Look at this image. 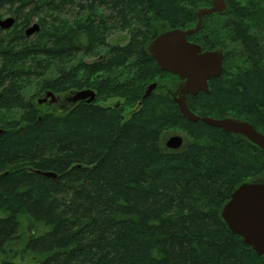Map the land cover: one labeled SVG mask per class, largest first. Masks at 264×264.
<instances>
[{"label":"trees","instance_id":"1","mask_svg":"<svg viewBox=\"0 0 264 264\" xmlns=\"http://www.w3.org/2000/svg\"><path fill=\"white\" fill-rule=\"evenodd\" d=\"M225 1L188 36L224 52L220 75L188 104L264 133V0ZM210 6L0 0V18L16 20L0 27V264H264L222 217L240 184L264 181V150L184 117L158 84L178 76L149 53L157 34L194 28ZM34 22L41 31L29 36ZM119 32L128 40L110 43ZM84 89L93 101L58 110L35 98ZM171 130L184 133L181 148L167 147Z\"/></svg>","mask_w":264,"mask_h":264},{"label":"water","instance_id":"2","mask_svg":"<svg viewBox=\"0 0 264 264\" xmlns=\"http://www.w3.org/2000/svg\"><path fill=\"white\" fill-rule=\"evenodd\" d=\"M226 9L225 0H212V6L199 9V20L194 28H175L157 34L149 44V53L162 71L178 75L181 79L182 84L174 100L184 117L191 121L202 119L225 132L242 135L264 150V133L257 130L251 122L235 117H201L188 104V95L195 96L201 91L209 90V80L220 75L224 61L222 50H204L200 44L190 41L188 36L201 29L205 15L223 13ZM15 21L13 16L0 18V27L12 28ZM39 29L38 23H34L26 34L30 36ZM155 88L156 83L149 86L147 94ZM48 98L50 102L57 100L55 93L49 91L38 102L41 104ZM94 98L95 92L92 89H84L75 92L71 100L77 102L85 99L91 102ZM3 131L0 128V135ZM183 143L184 138L180 134L172 135L166 141L167 147L171 149L181 148ZM222 217L232 232L240 235L259 256H264V181H246L240 184L224 204Z\"/></svg>","mask_w":264,"mask_h":264},{"label":"rangeland","instance_id":"3","mask_svg":"<svg viewBox=\"0 0 264 264\" xmlns=\"http://www.w3.org/2000/svg\"><path fill=\"white\" fill-rule=\"evenodd\" d=\"M9 14H5L3 15L2 19L9 17ZM35 23V22H34ZM33 24V23H32ZM31 24V25H32ZM41 31V30H40ZM39 31V32H40ZM36 33L30 35L33 36ZM128 40V33L127 32H119L116 33L114 36H112L110 38V43H115V42H122L125 43ZM159 86H160V90L167 92V93H171V94H175V92L178 90V88L181 85V81L178 80L177 78H174L172 76H167L165 78H162L159 80L158 82ZM46 97V93H42L38 96H36V101L38 102L39 99H44ZM117 102H119V98H111L106 102H101V104L104 105H115ZM69 102L65 100V95L62 96H58L56 102H50V98H48L46 101H44V103L42 104L43 108L45 109H49V110H58V109H62V108H66L67 104ZM126 117H128V113L126 114ZM175 134H181L184 136V133H182L181 131L178 130H171L170 132H168V138L172 135ZM167 138V139H168ZM40 229V227L38 228V230ZM33 231V229H27V222L24 223V229H23V234L24 236H27L29 233H31Z\"/></svg>","mask_w":264,"mask_h":264},{"label":"bare ground","instance_id":"4","mask_svg":"<svg viewBox=\"0 0 264 264\" xmlns=\"http://www.w3.org/2000/svg\"><path fill=\"white\" fill-rule=\"evenodd\" d=\"M1 19H2V18H1ZM35 23H38V22H35ZM14 24H15V23H14ZM33 24H34V23H33ZM33 24H32V25H33ZM32 25H31V26H32ZM38 25L40 26L39 23H38ZM13 26H14V25H13ZM31 26H29V28H30ZM40 30H41V26H40V29H39L38 31H36V32H39ZM26 31H27V30H26ZM26 33H27V32H26ZM198 94H199V93H198ZM198 94H197V95H198ZM195 96H196V95H195ZM194 113H195V112H194ZM195 114H196V113H195ZM196 115H198V114H196ZM198 116H200V115H198ZM201 117H211V116H201ZM212 118H214V117H212Z\"/></svg>","mask_w":264,"mask_h":264},{"label":"flooded vegetation","instance_id":"5","mask_svg":"<svg viewBox=\"0 0 264 264\" xmlns=\"http://www.w3.org/2000/svg\"><path fill=\"white\" fill-rule=\"evenodd\" d=\"M66 101H70V98L69 97H66V99H65ZM70 104L68 103L66 106L68 107ZM66 107V108H67Z\"/></svg>","mask_w":264,"mask_h":264}]
</instances>
